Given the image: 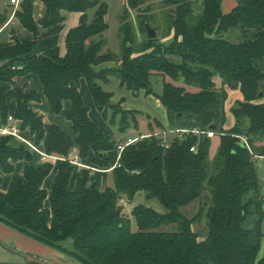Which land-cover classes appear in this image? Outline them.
<instances>
[{"label": "trees", "instance_id": "obj_1", "mask_svg": "<svg viewBox=\"0 0 264 264\" xmlns=\"http://www.w3.org/2000/svg\"><path fill=\"white\" fill-rule=\"evenodd\" d=\"M37 1L22 0L15 11L33 39L22 41L13 30L11 41L0 45V60L6 62L0 66V110L6 123L7 91L14 87V116L21 131L46 153L65 159L48 191L44 181L53 163H33V152L26 144L16 146L14 136L2 135L0 170L13 173L15 162L29 163L22 175L14 173L6 192L0 191V222L83 264H264V254L258 257L264 240V195L256 168L257 158L264 157V0H238L228 13L223 12V0H162L174 7L166 16L169 33L173 31L167 43L148 37L147 24L154 15L149 5L143 7L146 0H126L120 53L104 51L106 0H42L47 7L40 23L43 32L34 18ZM91 8L95 11L90 19ZM64 11L82 16L68 32L67 53L61 56ZM8 19L7 13H0V28ZM234 30L240 32L239 41L227 37ZM143 32L141 48L140 44L135 48ZM29 73L39 77L54 113L60 114L64 101L71 100L66 117L77 136L79 158L93 154L92 166L101 169L117 163L110 170L114 187L103 186L108 171L84 167L71 189L72 139L60 125L46 122L29 108V101L41 100V94L14 82ZM153 74L165 78L159 98L167 109L169 127H198L220 134L213 162L210 138L190 133L174 137L167 148L160 136L144 137L128 145L112 163L109 152L117 141L90 118L78 84L87 80L97 108L105 118L111 109L114 117L119 116V130L125 132L132 125L138 127L141 111L123 108L122 100L112 103L113 94L99 80L108 82L117 75L134 94L141 90L152 94ZM187 85L198 91H189ZM226 87L240 88L243 95L230 109L235 123L228 129ZM158 127L165 128L159 123ZM194 145L196 151L191 150ZM207 188L211 203L204 204L200 213L205 212L208 231L200 239L193 229L198 216L189 218L182 208ZM139 192L158 200L165 211L139 204L126 214L119 198L131 203ZM171 224H177V230H160Z\"/></svg>", "mask_w": 264, "mask_h": 264}, {"label": "crops", "instance_id": "obj_2", "mask_svg": "<svg viewBox=\"0 0 264 264\" xmlns=\"http://www.w3.org/2000/svg\"><path fill=\"white\" fill-rule=\"evenodd\" d=\"M226 1H227V4H226L227 6L224 5L225 0L222 1V9H223V12L228 13L237 5L238 0H226ZM10 5L12 6V4ZM46 14H47V7L45 3L42 0H38L35 3V7H34V18L36 22L39 24L41 32H43V27L41 26L40 23L45 18ZM63 14L66 16V26L62 30L60 39H59V48H60L61 56H64L67 53L66 37H67L68 32L79 24L80 18L82 16L81 12L64 11ZM93 14H89L90 19L92 18ZM13 30L15 32V35L22 41L33 39V33L30 32L27 28H25L21 24L20 20L15 16V12L12 11L6 24H4L0 28V45L11 41ZM171 37H173V31L170 33L168 37L162 38L161 40L163 41ZM37 52L39 53V50ZM5 64H6L5 61L0 60V66H3ZM112 76H110L108 82L99 80V83L102 86V88L105 91L111 92L113 94L111 101H116L115 100V93H116L115 89H119L120 91L128 93L130 96L132 92L130 93V91L126 89V86L121 85V81L119 78H116L114 76L112 77ZM164 80L165 78L163 75L153 74L151 75V81L153 84L154 93L147 94L145 90L140 91V93L141 94L144 93L145 96L147 95L156 96L157 109H159V111L153 112V114H149V116H147L145 127H144L146 130L145 132H140L139 134H148L152 131L159 130L160 127H158V123L161 125H164L165 127L168 126L167 109L162 104L159 98V96L162 94V91H163ZM14 82L16 85L23 87L26 90L33 89L41 94V100L29 101V108L33 110L34 112H37L43 115L44 120L46 122L60 125L62 129L70 135L72 139L73 150L71 153L77 152V145H76L77 136L73 131L71 121L68 120V118L66 117V113L70 110L72 106L71 100H65L63 103V111L60 114H57L51 110L49 101L44 94L43 84L41 83L39 77L36 74L29 73L25 75H19L14 79ZM154 83H156V86H154ZM73 86H76V84L73 83ZM217 86L220 87L219 85ZM78 89L81 92L86 105L89 107L90 118L97 125H99V127L103 129L104 132L114 137V134H112L111 131L107 130V128L105 127L106 119L102 115L100 110L97 108L95 104V100L93 98V95L90 91V88H89V85L86 79L83 78L80 80L78 84ZM226 89L228 91V99L226 102L227 123L225 125V128L228 129L232 127L235 123V118L233 114L231 113L230 109L236 100L243 99V95H242L240 88L226 87ZM149 98H152V97L150 96ZM120 101L117 100L115 104ZM7 102L9 106V115L10 114L14 115L16 106H17V92L12 86L7 91ZM122 107L125 109H136V110L141 111V113L137 117L138 125H139L140 117L143 116L142 113H144L141 106L136 105L134 102L130 104V106H127L126 104H124L122 100ZM229 115H231L233 119L232 123L230 124H228ZM6 124L7 122L6 123L4 122L2 114H1V110H0V138L2 136L1 129L4 126H6ZM23 135L26 138L34 142L33 138L28 136L27 133H23ZM129 137H135V136H129ZM22 143L25 144L18 138H15V140L13 141V144L16 146ZM38 147L40 148V150H43L42 146H38ZM32 152H33V161H32L33 163L37 164V163L45 162L42 160V156L38 151L32 150ZM92 158H93V154L90 155L87 159L81 160V161L86 166H92L91 164ZM258 158L264 160V157H258ZM49 162L53 163L52 172L54 171L55 172H54V176L52 177V179H50V174L52 173L51 172L44 181V187L48 191H50L52 188V185L54 183V180L58 172V168L62 160L56 159V160H52ZM28 163L29 162L26 160H19L15 162L14 163L15 171L13 173H5L0 170V177L2 179L0 181V191L6 192L9 188V185H10V182L12 180L14 173L22 175ZM78 175H80V172ZM103 186L105 187L108 185L103 184ZM70 187L71 189L75 188V186H72V185H70ZM261 193L264 195V187L262 189V186H261ZM47 205H48V202H47ZM262 229L264 232V221H263ZM0 264H83V263L79 262L78 260L70 257L69 255L57 249H54L46 244H43L3 224L2 222H0Z\"/></svg>", "mask_w": 264, "mask_h": 264}, {"label": "rangeland", "instance_id": "obj_3", "mask_svg": "<svg viewBox=\"0 0 264 264\" xmlns=\"http://www.w3.org/2000/svg\"><path fill=\"white\" fill-rule=\"evenodd\" d=\"M108 4V10L105 15L106 22L108 24V27L106 31L103 33L104 38L106 39V46H105V52L111 51L114 53H120L121 51V16L124 10V7L126 6L127 1L126 0H106ZM11 0H0V13H7L8 16L14 11V5H10ZM227 4V1L225 0L224 5ZM151 7V13H153L154 17L151 19V26L156 28L157 30V37L158 39L166 38L170 35L168 23L166 22V16L169 14V12L174 8L172 5H165V3L162 2V0H146L143 4V7L146 6ZM95 11V8H91L89 10V14H93ZM131 13L136 14L134 10H131ZM133 17H136V15H133ZM136 23V22H135ZM145 32L141 35L139 33L138 42L135 43V48L137 45L141 43L142 40L145 39ZM227 37L231 38L234 41H239L241 39L240 32L238 30H234L231 32H228ZM172 39L167 38L166 40H163V42H168ZM162 41V40H161ZM142 44V43H141ZM140 44V48H141ZM135 51H138L136 49ZM137 54V53H135ZM115 64V63H114ZM114 77L118 78L117 75H113ZM112 76V77H113ZM215 82L217 85L221 86L222 82L219 77L215 79ZM181 84V83H180ZM154 86H156V83H154ZM187 88L191 92H197L198 88L196 86L187 85ZM130 93L132 92L130 89L126 87ZM115 100L112 101V103L117 102V100H123L124 104L127 106H130L133 102L136 105L141 106L144 113L143 116L140 117V124L138 127L132 125L129 129H127L125 132H121L119 130V116H113L111 109L108 110L107 118L106 119V125L105 127L107 130H110L112 134H114V137L117 141V143L125 141L129 136H137L140 135V132H145V123L147 116L149 114H153V112H158L159 109H157V103H156V96L147 95L145 96L144 93L134 94L133 92L130 94L125 93L123 91H120L119 89H115ZM125 90V89H124ZM126 91V90H125ZM127 94V95H126ZM152 98H149V97ZM148 97V98H146ZM103 115V114H102ZM232 116L229 115L228 124L232 123ZM138 128V129H137ZM71 130V129H70ZM221 142L220 134H215L214 137L210 139V148H209V160L213 162L216 158V155L219 150ZM118 149L115 147L112 151L109 152V156L111 158L112 163L116 162L118 159ZM211 164V163H210ZM55 168V167H54ZM256 168H257V175L260 181V184L262 186V189L264 187V160L263 159H257L256 161ZM81 169L75 167L70 185L76 186L77 179L79 177V172ZM55 172V171H54ZM54 172L50 174V179L54 176ZM105 174V173H104ZM103 184H106L110 187H114V178L112 172L108 171L103 176ZM263 192V191H262ZM212 194L209 188H207L203 193L202 196L189 205L182 208V212L189 218H198L193 223V229L201 235L200 239L204 238V234L208 231V219L206 218L205 212H201L203 210V206L208 205L211 203ZM139 204H145L147 206L155 208L159 212H164L165 208L164 206L156 199H147L144 192H139L135 195L134 199L131 201V207H135ZM130 215L131 213H126ZM248 224V222H247ZM137 226L135 222H133V229H136ZM161 231H174L177 230V224H171L168 226H162L160 228ZM264 254V240L262 241V245L259 252V258L262 257ZM258 264V263H257Z\"/></svg>", "mask_w": 264, "mask_h": 264}, {"label": "built area", "instance_id": "obj_4", "mask_svg": "<svg viewBox=\"0 0 264 264\" xmlns=\"http://www.w3.org/2000/svg\"><path fill=\"white\" fill-rule=\"evenodd\" d=\"M22 0H11V4L14 5V12L18 9V7L20 6ZM1 133L2 135H12L15 138L20 139L22 142H24L30 149L34 150V151H38L41 156H42V160L43 161H52V160H64L65 157L59 156V155H53V154H48L46 153L44 150H40V148L38 147V145H36L33 141H31L30 139L26 138L19 126V122L16 119V117L12 114H10L8 116V120H7V124L6 126H4L1 129ZM195 134L198 136H201L203 134H206L210 139L212 137H214L215 134H217L214 130L208 129V130H202L198 127H194V128H171L169 126L165 127V128H160L157 131H154V133H148V134H143V135H137L135 137H128L125 141L119 142L117 143L116 147L119 151L118 153V159L117 161L120 159L121 153L123 152V150L131 144L136 143L137 141L143 139L144 137H149L151 135H157L160 136L161 139V145L165 148L169 147L172 143V140L174 137L177 136H183L185 134ZM244 143L247 144V140L244 139ZM197 149V145H194L191 147L192 151H196ZM69 159L71 161V163L75 166V167H79V168H91L92 170H97L100 172H107L110 171L111 169H113L117 163H115V165H113V167L109 168V169H101L95 166H86L82 163L81 159L79 158V155L77 152L74 153H70L69 155ZM119 205L122 207V210L125 213H131L132 211V207H131V203L130 201L122 196L119 198Z\"/></svg>", "mask_w": 264, "mask_h": 264}, {"label": "water", "instance_id": "obj_5", "mask_svg": "<svg viewBox=\"0 0 264 264\" xmlns=\"http://www.w3.org/2000/svg\"><path fill=\"white\" fill-rule=\"evenodd\" d=\"M147 34L149 38H156L157 37V31L149 24H147ZM234 86H237L236 83H234ZM245 144V143H244ZM95 182L91 185L92 187L95 186Z\"/></svg>", "mask_w": 264, "mask_h": 264}]
</instances>
